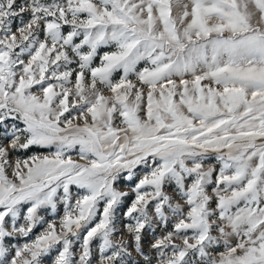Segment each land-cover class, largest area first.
Segmentation results:
<instances>
[{"label":"snow or ice","instance_id":"6c2138e0","mask_svg":"<svg viewBox=\"0 0 264 264\" xmlns=\"http://www.w3.org/2000/svg\"><path fill=\"white\" fill-rule=\"evenodd\" d=\"M156 226L264 264V0H0V264H153Z\"/></svg>","mask_w":264,"mask_h":264},{"label":"rangeland","instance_id":"374dc122","mask_svg":"<svg viewBox=\"0 0 264 264\" xmlns=\"http://www.w3.org/2000/svg\"><path fill=\"white\" fill-rule=\"evenodd\" d=\"M13 27H15V24H14ZM96 63H99V61L97 60ZM3 142L5 144H7V141H3ZM35 151H36V149H31V150H27V151L20 150L19 152L15 153L11 157V159L14 160L17 156L19 158H21V159H24V158H27L28 156L32 155L33 152H35ZM72 155H73L74 158L76 157V153L75 152H73ZM211 163H213V161H211V160L205 161V165L206 166L208 164H211ZM137 171L139 172L140 170L138 169ZM117 187H118L119 190L128 191L127 182H121V183H119L117 185ZM208 190L211 191V186L209 187ZM166 191L169 194H172V186H167L166 187ZM130 201H131V197L127 198L126 203H130ZM175 202H176V200H174V203ZM59 211H60V214H62V211H63L62 206L60 207ZM121 211H122V209H121ZM41 215H45V219H49V220L54 218L51 213L45 214V213L42 212ZM55 218L58 219V217H55ZM121 219H122V217H121ZM170 221H171V217H170ZM118 228H120L121 231H122V223H118ZM168 228L170 230L171 223L169 224ZM40 230H41V228H37L34 231H35V233H38ZM163 234H164L163 226H156L154 231L147 230L144 233V238H143L144 252L149 255V258L152 259L153 264H157V260L155 258V253L150 250L149 244H150V242H152L153 237H160ZM121 239L127 240L128 237H127L126 234L121 236L119 233H117L116 236H115V241L114 242H118ZM17 241H19L21 244L24 242L23 238L17 237L15 240L12 241V243H16ZM174 242L180 243V241H178V240L174 241ZM98 244H99V241H93V245H92V248H93V264H98V260H99ZM74 249H76L77 252H78L79 245L75 244L74 245ZM130 251H132L133 254H132V256L130 258H128L125 261V264H144V258L142 256H138L137 254H135V252L132 249H130ZM192 259H193V264H195V262L198 260V257H192ZM50 260H51V257L47 258L46 261H45V264H50Z\"/></svg>","mask_w":264,"mask_h":264}]
</instances>
